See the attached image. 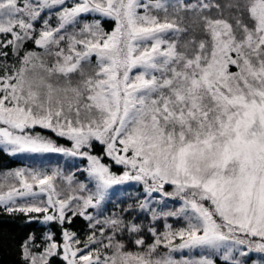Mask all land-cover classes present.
Segmentation results:
<instances>
[{"label":"snow or ice","instance_id":"1","mask_svg":"<svg viewBox=\"0 0 264 264\" xmlns=\"http://www.w3.org/2000/svg\"><path fill=\"white\" fill-rule=\"evenodd\" d=\"M53 9L55 27L45 18ZM91 13L100 18L81 21ZM103 19L114 23L111 31ZM0 36V49L17 57L8 64V51H0V149L86 157L94 183V190L71 188L73 177L58 169H17L0 176V204L60 224L71 212L100 233L81 241L62 229L63 243L46 234L40 251L29 237L21 246L26 264H49L61 253L67 264H216L206 255L173 257L184 249H210L229 264H264V0H0ZM27 40L43 51L20 55ZM37 125L73 146L33 134ZM94 140L126 166L122 175L82 151ZM58 177L69 191L58 189ZM126 181L143 184L138 207L153 220L181 217L186 226L166 225L161 234L152 228V244L125 251L117 230L140 226L112 218L92 224L86 210ZM154 193L182 204L158 214L150 208ZM24 197L35 202L17 205ZM161 246L168 251L158 253Z\"/></svg>","mask_w":264,"mask_h":264},{"label":"trees","instance_id":"2","mask_svg":"<svg viewBox=\"0 0 264 264\" xmlns=\"http://www.w3.org/2000/svg\"><path fill=\"white\" fill-rule=\"evenodd\" d=\"M59 7L60 6H57V8ZM55 10L56 9H53L51 11L49 17H45L49 18V23L53 27L56 26V17L54 15ZM87 19L88 16L81 17L82 22H85ZM101 23L106 31H110L114 27V23L109 19H103L101 20ZM42 26V22H38L36 24L37 29ZM73 31H78V28L69 27L67 29L68 33H72ZM2 39H4V37L0 36V40ZM0 51H8V64L16 63L17 57L12 53L10 48L0 49ZM26 51L42 52L43 49L35 45L32 40H27L24 43L20 55H23ZM93 60H95V58H93ZM232 70L235 71V68ZM39 131H41L45 137L55 141L58 146L65 148L69 147L70 142L55 134L53 131L43 129H39ZM89 150L91 153L99 155L103 162L109 164L111 170L115 171L117 169L113 162H111V159L105 154L102 145L94 143ZM64 156V153L58 152H51L46 155H43V153L9 154L8 152L0 149V176L17 169L37 170L48 174H51L53 170L58 169L61 173V177H73L71 188H77L79 184H85L87 185L88 190H94V183L87 175L84 164L71 157L65 158ZM42 158L48 159V164L45 166L38 164ZM61 177H58L56 180L58 189L69 191L67 182ZM128 188L129 192H124L122 196L117 195L118 191L110 194L111 197L109 202H107L100 211H95L93 208L91 209V212H93L91 215L94 217V220L91 222L92 224H95L96 221H104L108 218H112L122 220L124 222V226L128 224H137L140 226V231L136 233L127 231L125 227H122V230H117V234L114 239L124 244L125 251H143L147 245L152 244L154 242L153 233L150 231L152 228L156 230V234H161L166 230V225H171L174 230L186 226V221L181 217L160 215L158 219L153 220L151 210H142L138 207L142 199L141 195L136 194V190L132 185H129ZM75 194L87 195L88 192L78 191ZM33 202H35L34 199H27L17 203V205ZM177 206L178 204L174 199H168L161 207L154 208L153 206V210H155L158 214H162L177 210ZM5 208V205L0 204V264H26L22 256L21 246L29 240V237H34L35 244L41 246L34 248L33 251L42 250L46 234L52 235L53 239L57 243H61L63 240L62 229L75 232L81 241L86 240V237L94 230L96 231L97 237L100 238L98 230L99 226H97V229H92L89 226V221L85 217L78 215L72 216L71 212L66 213V222L60 224L57 221H42L40 218L36 217L37 213H22L19 211L9 213L5 210ZM67 217H71L70 223L67 222ZM111 234L112 230L107 225H104V236H109ZM140 238L145 241V245L138 246L134 243L136 239ZM106 242L107 241L105 240V243ZM162 247L163 246L158 249V253L160 254L164 253ZM254 257V254L251 255V259ZM215 261L216 264H229V262H225L219 257H216ZM49 264H66V261H64L63 257L59 254L50 257Z\"/></svg>","mask_w":264,"mask_h":264},{"label":"rangeland","instance_id":"3","mask_svg":"<svg viewBox=\"0 0 264 264\" xmlns=\"http://www.w3.org/2000/svg\"><path fill=\"white\" fill-rule=\"evenodd\" d=\"M73 3V0H67V4L70 6L71 4ZM88 16V19L86 20V22H91L92 20H94V19H99L100 17H99V15L98 14H96V13H91V14H83L81 17H87ZM81 19V18H80ZM112 30V29H111ZM110 30V31H111ZM94 58V57H93ZM39 129H43V130H51V131H53L52 129H47V128H43V127H41L40 125H37V126H35L34 128H33V130H31V132L33 133V134H39V135H41V136H43V137H45L44 135H43V133L41 132V131H39ZM55 134H57L55 131H53ZM58 135V134H57ZM45 138H48V137H45ZM62 138H64V139H66V140H68L70 143H69V147L68 148H71L72 146H73V142L71 141V140H69L67 137H62ZM49 139V138H48ZM51 140V139H50ZM53 141V140H52ZM55 144H56V142L55 141H53ZM99 144V145H102L103 146V148H104V152H105V154H106V146L105 145H103V144H101L100 142H98V141H92V144H91V146L93 145V144ZM57 145V144H56ZM58 146V145H57ZM60 147H62V146H60ZM65 148V147H64ZM82 151H88L89 152V154L90 155H94V156H97V157H100L99 155H96V154H94V153H91L90 152V150H89V148H84V149H82ZM20 153H24V154H28V153H32V154H41V153H33V152H20ZM43 153V155H46V154H48V153H51V152H42ZM10 154V153H9ZM15 154H17V153H15ZM65 154V153H64ZM108 156V155H107ZM65 158H67V157H71V158H73V159H75V160H77V161H80V162H82L83 164H84V168H85V170L88 168V166H89V161L87 160V158L86 157H83V156H79V155H77V156H72V155H67V154H65V156H64ZM110 159H111V162H113V164H114V166L117 168L115 171H113V170H111V168H110V170H111V172H113L114 174H116V175H122L123 174V172L126 170V166L125 165H121V164H116L115 163V161H114V158L113 157H110V156H108ZM101 158V157H100ZM48 162V159L47 158H42V160L40 161V162H38V164L39 165H42V166H45L46 164H48L47 163ZM101 163H103V164H105V165H108V166H110L109 164H107V163H105V162H103L102 161V159H101ZM117 171V172H116ZM86 172H87V170H86ZM87 175H88V172H87ZM89 176V175H88ZM92 180V179H91ZM127 185V186H126ZM129 185H132L133 187H134V189L136 190V194H139V195H141V201H143L144 199H145V193H144V186H143V184L141 183V182H137V181H126V182H123V183H121V184H116V185H112L108 190H107V193H106V195H105V199L101 202V204L99 205V207H97V208H93L95 211H100L101 209H103V207L105 206V204L107 203V202H109V200H110V197H111V195L110 194H112V193H115V191L117 192L118 191V194L117 195H119V196H122L123 195V193L125 192V193H127V192H129V188H128V186ZM165 190L166 191H172L173 190V187L172 186H170V185H166L165 186ZM27 199H34L35 200V198H32V197H24V198H18V200H17V203H20V202H22V201H24V200H27ZM39 199H41V200H43V199H46V194H42L41 196H40V198ZM149 199L151 200V204H150V208L151 209H153V206H154V208L155 207H161L162 205H163V203H165L168 199H171V198H161L160 196H159V194H156V193H154L153 195H152V197H149ZM176 202H177V204H178V206H177V209L181 206V204H182V201H180L179 199H174ZM157 204V205H156ZM2 205H4V204H2ZM11 205V203L9 204V206ZM91 209L92 208H89V209H87L86 211H87V213L88 214H92L93 212H91ZM36 216V215H35ZM43 216H44V214H37V216L36 217H38V218H40L42 221H44V219H43ZM48 222H50V221H48ZM63 243V240H62V242L60 243V244H62ZM174 243H176V244H179L180 243V241L179 240H177V241H175ZM163 248V250H164V253H166L167 251H168V249L167 248H165V247H162ZM163 253V254H164ZM255 255V257L253 258V259H251V260H259L260 259V254L259 253H252L251 255ZM62 257H63V255H62V253L60 254ZM172 255H173V257L174 258H176V259H181L182 257H184V258H199L201 255H206V256H210L212 259H214L215 260V258L216 257H219L220 258V254H213L212 253V250H210V249H184V250H180V251H177V252H173L172 253ZM221 259V258H220ZM66 264H67V262H66Z\"/></svg>","mask_w":264,"mask_h":264},{"label":"water","instance_id":"4","mask_svg":"<svg viewBox=\"0 0 264 264\" xmlns=\"http://www.w3.org/2000/svg\"><path fill=\"white\" fill-rule=\"evenodd\" d=\"M31 130H33V128Z\"/></svg>","mask_w":264,"mask_h":264}]
</instances>
